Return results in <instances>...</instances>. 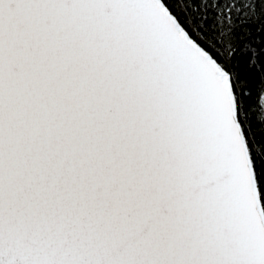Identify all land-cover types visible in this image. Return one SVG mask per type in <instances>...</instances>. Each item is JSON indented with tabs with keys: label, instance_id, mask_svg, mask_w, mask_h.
Returning a JSON list of instances; mask_svg holds the SVG:
<instances>
[{
	"label": "snow or ice",
	"instance_id": "1",
	"mask_svg": "<svg viewBox=\"0 0 264 264\" xmlns=\"http://www.w3.org/2000/svg\"><path fill=\"white\" fill-rule=\"evenodd\" d=\"M0 264H264V0H0Z\"/></svg>",
	"mask_w": 264,
	"mask_h": 264
}]
</instances>
